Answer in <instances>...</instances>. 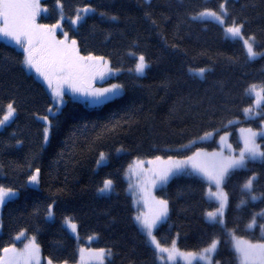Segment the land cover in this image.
I'll return each instance as SVG.
<instances>
[{"label": "trees", "instance_id": "obj_1", "mask_svg": "<svg viewBox=\"0 0 264 264\" xmlns=\"http://www.w3.org/2000/svg\"><path fill=\"white\" fill-rule=\"evenodd\" d=\"M42 3L49 10L41 20L53 25L63 15V26L81 55L107 58L120 73L105 84L119 83L124 92L94 107L68 98L58 113L49 115L52 97L25 68L21 45L10 38L0 41V119L8 104L16 109L13 121L0 130V186L19 191L2 209L0 256L25 231L35 237L45 260L56 264L76 263L80 244L111 250L107 264H161L135 219L127 169L136 160L183 159L200 150H217L225 132L240 149L239 128L261 130L264 104L253 118H246L244 109L255 101L247 89L264 85V56L249 59L243 42L226 39L218 23L192 17L204 9L219 12L224 4L226 24L233 18L243 24V34L255 37V50L264 53V0ZM86 7L96 11L75 28L77 10ZM140 55L149 64L144 75L134 71ZM201 68L207 69L203 75L191 72ZM48 115L52 128L44 143L41 117ZM211 131L216 132L212 140L197 141ZM258 141L264 151V136ZM101 153L107 162L99 166ZM37 168L40 186L35 188L28 181ZM253 176L256 200L243 189ZM107 179L113 189L100 193ZM208 187L195 173H183L158 188L157 196L168 201L169 215L155 235L163 246L175 242L188 252H200L218 240L215 262L239 264L232 235L264 242V160L249 161L227 175L225 225L206 218L218 207L208 199ZM51 207L54 220L47 217ZM253 217L256 225L249 228ZM68 218L78 226V239L64 225Z\"/></svg>", "mask_w": 264, "mask_h": 264}, {"label": "snow or ice", "instance_id": "obj_2", "mask_svg": "<svg viewBox=\"0 0 264 264\" xmlns=\"http://www.w3.org/2000/svg\"><path fill=\"white\" fill-rule=\"evenodd\" d=\"M145 2L151 3V0H145ZM226 2L227 0H225V3ZM40 11L39 0H0V21L3 23V26L0 27V35L14 40L24 48L25 57L23 63L28 68H34L52 89L53 104L56 107L55 112H53L52 108H49L48 111L53 115L60 111V106L64 104L63 97L65 92L63 85L65 84H67L73 92L82 93L91 97L92 103H100L103 100L108 99L109 95H118L122 85L114 84L111 88L96 90H89L86 87L77 86L75 81L86 68L92 67V65H86L84 62L94 60L99 61L103 58L79 56L75 49V40L71 42L70 46L66 45L64 41H55L51 34L52 31L55 28L60 27V25H54L52 26V29H49L47 25H37L35 20ZM43 11H47V9H43ZM95 11L96 9L92 7L78 9L75 20L72 21L73 25L78 24L84 19V16L81 15V13L87 15L88 13H94ZM100 15L104 16L105 13H100ZM227 16L228 10L224 4H221L219 12L204 9L194 15L192 19L202 21L211 20L212 22L218 23L223 28L226 39L234 41L241 40L243 42L249 59H255L257 56H264V53H258L254 50L253 44L255 42V37L250 36L247 39L243 37V24H238L234 18L231 20L230 24H226ZM61 19H63V15H61ZM110 19L115 20L117 17L112 16ZM64 35L67 37L66 33H64ZM148 67L149 64L146 62L145 57L140 55L134 71L142 75ZM205 71H207V69L201 68L198 70V74L203 75ZM247 92L249 95L255 94L257 97V105L260 104L261 99H264V85H251L247 89ZM7 109V115H5L3 119H0V127L5 126L10 118L14 117L16 112V109L11 103L8 104ZM244 111L246 113H252L253 109L246 108ZM42 119L47 121V126L44 128V143H47L52 124L51 121H48L47 116L42 117ZM229 123H231V121ZM242 131H246L247 134L244 137V147L239 151L238 155L223 157L220 153H212L211 158H209V154L207 153L196 152L192 156L183 160L173 159L172 157H169L167 160H162L161 157H156V160L151 162L157 165L154 170L155 179L152 181L153 185L156 183L164 184L170 177L177 175L190 167L194 173L203 175L216 186L217 191H210L209 194L211 197H214L219 201L220 207L216 212L207 213V216L212 222L223 225L224 221L222 218L218 219V214L222 215L227 202V194L224 193L220 187L225 176L229 174L230 170L245 168L249 161L264 160V151H261L260 146L256 143V136H264V131L259 134L253 132L251 129ZM209 135H211V133H207L200 139H205ZM221 140H224V137H221ZM181 147L186 148L188 146L181 145ZM104 160L105 156L101 153L98 164L102 163ZM39 173L40 170L37 168L35 173L29 178V182L32 185L39 184ZM255 179V176L250 177L243 185V189L246 190L252 200L258 199V197L253 194V181ZM112 185V180L107 179L103 181V186L98 189V191L100 193L110 192L112 191ZM16 194L17 193L13 190L0 186V205L4 204L6 200L11 199ZM245 202L246 201L242 200L241 204H244ZM154 204L155 212L151 217L137 215L135 219L140 223L141 228L145 231L158 254H161L159 255V259L163 261L165 257L162 254L167 253V260L169 261L175 260L176 256L179 255L188 259V264H192V259L197 258L195 253H180L175 246V242H173L171 248L162 247L156 239L153 230L159 222L167 217L168 201L155 200ZM53 215L51 208H49L48 217L51 218ZM260 215H264V213H261ZM255 225L256 219L253 217L248 227L252 228ZM65 226L69 227L73 233L76 232L77 225L71 222V218L66 219ZM260 228L261 231L264 232V225H260ZM21 235H23V233H21ZM19 238L20 237H17L16 239ZM34 241L35 237L32 238V243L25 246L24 254H17L14 248H3L2 252L4 255L0 256V264H21L19 258L21 255L24 257L23 264H33V262L34 264H39L40 250L39 246L36 245ZM218 243V240H214L207 248L202 250L199 258L206 260L208 264H211L210 254H214ZM234 249L238 253L240 264H264V242L251 243L249 241L235 239ZM83 251L84 250L81 249L82 253ZM10 252L14 254L11 257L7 255ZM106 255L110 257L111 250H108L106 253L104 249H100L99 251L89 253V256L97 261V264H104ZM83 259L82 256V262ZM48 264H52L51 260L48 261Z\"/></svg>", "mask_w": 264, "mask_h": 264}, {"label": "rangeland", "instance_id": "obj_3", "mask_svg": "<svg viewBox=\"0 0 264 264\" xmlns=\"http://www.w3.org/2000/svg\"><path fill=\"white\" fill-rule=\"evenodd\" d=\"M42 1L43 0H39L41 11L36 16V20H35L36 24L37 25H47L49 27V29H52V26L59 24L60 27L55 28L52 31V34L51 35H52V37L54 38L55 41H64L66 45H69L70 46L71 45V42L73 40H75V39L71 38L70 35H69V33L67 32V30L64 28V26H63V20H64V18L63 19H60V21L57 24H53V25H51V24H49V23L41 20L42 15L46 13V11H43V9H47V12L49 10V8L47 6H44L43 5ZM81 15H83L84 18H85V14L84 13H81ZM73 20H75V19H73ZM83 20L84 19H82L78 24H75V25H73V23H72V25L76 28ZM2 26H3V23H2V21H0V27H2ZM64 33L67 34V37H65ZM242 33H243V30H242ZM243 37L245 39L248 38L244 34H243ZM7 39H9V38L8 37H5L3 35H0V41H4V40H7ZM19 47L23 51L24 57H25L24 48L22 46H19ZM253 47H254V50H255L254 44H253ZM75 49L78 52L79 56L88 57V56L81 55V53L79 51V48H78V45H77V42H76V45H75ZM89 56H92L94 58H100L101 57V56H95V55H89ZM257 57H259V56H257ZM102 58L103 59L102 60H99V61L94 60V61H90V62L89 61H85L84 62L86 65H89V64L92 65V67L86 68L85 71L75 81V83L77 84V86L86 87L89 90H96V89L111 88L112 85H114V84L120 85L119 83H112V84H107L106 83L105 84V81H107V79L116 77L120 73V71L112 68L111 67V64H110V62H109V60L107 58H105V57H102ZM137 63H138V61H137ZM25 68L27 69V71L29 73L35 75L36 78L39 79L47 87V89H48V91H49V93H50V95L52 97V100H53L52 89L48 86V84L44 80V78L39 73H37L34 68H28L26 65H25ZM191 72L198 74V71H196V70H191ZM145 73H146V69H145V72L142 75H144ZM63 88H64V92H65L64 97H63L64 104L60 106V110L66 104L68 98H72L74 100L82 101L83 103H86L88 106L94 107V106L102 105V104H104V103H106V102H108L110 100H113V99H115L117 97H120L123 94V92H124V89L122 87L119 90V94L118 95H116V96L109 95V98L108 99L103 100L100 103H92L91 102V97L86 96V95H84L82 93L73 92L69 88V86L67 84L63 85ZM257 90H259V89H257ZM254 97H255L254 104L252 106L248 107V108H252L253 109L252 113H246L244 111V116L246 118H253L256 115H258L260 113L259 112V109L264 104V99H261L260 104L257 105V97L255 96V94H254ZM55 107L56 106L53 105V108H52L53 109V112H55ZM5 115H7V111H6ZM49 115H53V114L49 112ZM49 115L47 116L48 117V121H50ZM14 116H15V114H14ZM43 117H45V116H43ZM13 119H14V117L13 118H10V120L5 124V126L0 127V130H2L6 126H8L13 121ZM41 120L47 126V121L43 120L42 117H41ZM248 129H251V128L242 127V128H239V130H238L239 138H240V141L242 143V147L240 149L236 148L234 146V144L231 142V139H230L231 134L229 132H225L222 135H220V137L218 138V142H219V146H220L219 149L213 150V151L200 150V151H197V152L207 153V154H209V158H211V154L212 153H220L223 157H228L230 155H238L239 154V151L244 147V137L247 134L246 131H242V130H248ZM251 130L253 132H256V133L259 134L262 131H264V125L262 126L261 130H253V129H251ZM208 133H211V135L207 136V138H205V139H200L201 138L200 137L197 141H208V140H212L215 137V133H216L215 131H211V132H208ZM205 135H203L202 137H204ZM221 137H224V140H221ZM260 137H262V136L261 135H257L256 136V143L259 146H260V144H259V141L258 140H259ZM49 138H50V133H49V136H48V141H49ZM260 150H261V147H260ZM104 156H105V160L102 163H99L98 164L99 166L100 165H103V164H105L107 162V156L105 154H104ZM173 159H178V158H173ZM183 159H186V158H183ZM183 159H179V160H183ZM99 160H100V158H99ZM155 160L156 159L136 160L127 169L128 170L127 171V173H128L127 180H128V183H129V188H130V190H131V192L133 194L134 201H135V205L137 206V208H136L137 209V214L136 215L149 216V217H151L154 214V212H155V204H154V201L155 200H164V199L159 198L157 196V189L160 188V187H162V186H164V185H166L168 183V181L173 177V176L170 177L169 180L166 183H164V184L156 183L155 185H153L152 181L155 179L154 170L156 169L157 165L156 164H153L151 162H153ZM162 160H167V159H162ZM230 171H232V170H230ZM183 173H194V172L189 167V168L183 170L179 174H183ZM195 174L198 175V176H200V177H202L204 180H206L208 182L209 187H208V190H207V197H208V199L213 200V201H216L218 203V207H217V209H218L220 207L219 201L216 198L211 197L210 194H209L210 191L211 192H216L217 191L216 186L213 183H211L203 175L198 174V173H195ZM226 177H227V175L225 176L224 181H223L222 185L220 186L224 193H226L225 188H224V182L226 180ZM28 185L31 186V187H35V188L39 187L40 186V173H39V184L38 185H32L28 181ZM112 189H113V185H112ZM13 191L16 192L17 194L14 197H12L11 199H14V198H16L19 195V191H17V190H13ZM109 193H111V191L110 192H105L104 194H109ZM11 199L6 200V202L9 201V200H11ZM4 204L0 205V231H1V215H2V209H3ZM227 208H228V196H227V202H226V205H225V207L223 209L222 215L221 214H218V219L219 218H222L223 221H224V224L223 225H225V217H226ZM217 209H215L214 211H209V212H216ZM51 211L54 214V208L53 207H51ZM209 212H207V213H209ZM168 215H169V207H168L167 217H168ZM47 217H48V215H47ZM167 217L165 219H167ZM206 218H207L208 221L212 222L208 218L207 214H206ZM48 219L49 220H54V215L51 218L48 217ZM165 219H163L161 222H159L157 224L156 228L163 221H165ZM71 222L74 223L73 221H71ZM64 225H65V223H64ZM139 225H140V223H139ZM66 228L70 231V233L74 237H76L77 239L79 238L78 226H77V229H76V232L75 233H73L70 230L69 227H66ZM156 228L153 230V234L154 235H155ZM141 230L145 233V231L143 229H141ZM21 233H23V235H21ZM21 233L19 235H17V237H20V238L19 239H16V243L13 244V245H11L10 247H8V248H14L16 250V253L17 254H24V252H25V246L26 245H29L30 243H32V238H33V236H28L27 235V232H25V231H23ZM145 235H146V233H145ZM146 237H147V235H146ZM155 237H156V235H155ZM147 239H148L149 243L151 244V246L157 252L156 248L150 242V240H149L148 237H147ZM156 239H157V237H156ZM235 239L245 240V239H242V238L237 237L235 235H232V243H233V246H234V240ZM245 241H247V240H245ZM34 243L39 246V244L37 243L36 240L34 241ZM251 243H253V242H251ZM257 243H261V242H257ZM160 245L162 247H166V248H171L172 247V245L171 246H163L162 244H160ZM175 246L179 250L180 253H195L197 255V258L196 259H192V264H208V262L206 260H203V259H200L199 258V256H200V254H201L202 251H200V252H188V251L180 250L179 247H178V245H177V243H175ZM218 247H219V243L217 245V248H216L214 254H210L211 264H218L214 260V257H215V254L217 252ZM81 249L84 250L83 253L81 252ZM39 250H40V254H39L40 255V261H39V264H48V261L49 260H45V258L43 257L40 246H39ZM99 250L100 249L88 248V247H85V246H83V245L80 244L79 245V250H78L79 251V258H78V261L76 263H74V264H97V261H95L93 258H91L89 256V253L90 252H96V251H99ZM3 255L4 254L2 253V256ZM7 255L9 257H11L14 254L10 252ZM157 255H158V261L161 264H178V263L179 264H188V259H186L184 257H181L179 255H177L176 258H175V260H173V261L167 260V255H168L167 253H163L162 254L165 257V259L163 261L159 259V255H161V254H158V252H157ZM82 256L84 258L83 259V262L81 260V257ZM19 258L21 260V264H23V259H24L23 255H21ZM108 258L109 257L106 255L105 256V259H104V264H107L108 263ZM238 262L240 264L239 257H238ZM33 264H34V262H33ZM52 264H56V263H52ZM61 264H68V263H61Z\"/></svg>", "mask_w": 264, "mask_h": 264}, {"label": "crops", "instance_id": "obj_4", "mask_svg": "<svg viewBox=\"0 0 264 264\" xmlns=\"http://www.w3.org/2000/svg\"><path fill=\"white\" fill-rule=\"evenodd\" d=\"M135 202V201H134ZM136 206V205H135ZM136 208H137V206H136Z\"/></svg>", "mask_w": 264, "mask_h": 264}]
</instances>
